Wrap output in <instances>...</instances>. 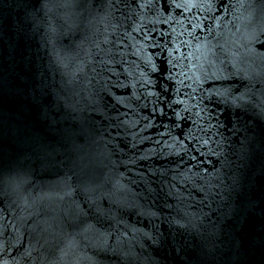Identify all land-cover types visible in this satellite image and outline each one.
<instances>
[{
	"label": "water",
	"instance_id": "1",
	"mask_svg": "<svg viewBox=\"0 0 264 264\" xmlns=\"http://www.w3.org/2000/svg\"><path fill=\"white\" fill-rule=\"evenodd\" d=\"M0 264H264V0H0Z\"/></svg>",
	"mask_w": 264,
	"mask_h": 264
}]
</instances>
